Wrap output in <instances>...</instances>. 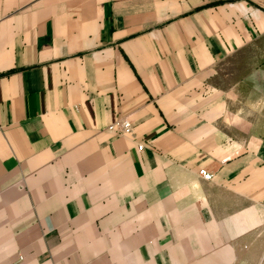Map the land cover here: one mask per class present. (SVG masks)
Returning a JSON list of instances; mask_svg holds the SVG:
<instances>
[{"label": "crops", "instance_id": "crops-1", "mask_svg": "<svg viewBox=\"0 0 264 264\" xmlns=\"http://www.w3.org/2000/svg\"><path fill=\"white\" fill-rule=\"evenodd\" d=\"M258 250L264 0H0V264Z\"/></svg>", "mask_w": 264, "mask_h": 264}, {"label": "built area", "instance_id": "built-area-1", "mask_svg": "<svg viewBox=\"0 0 264 264\" xmlns=\"http://www.w3.org/2000/svg\"><path fill=\"white\" fill-rule=\"evenodd\" d=\"M109 130L111 132H116V133L121 134V135H130L133 132V126H132V123L129 120L122 119V120H119V121L111 124L109 126ZM143 148H144L143 145H139L138 146V149L140 151H142ZM199 174L201 175V177L204 180L209 181V180L212 179V174H210L205 169H201L199 171ZM263 263H264V255L262 256L261 261H260V264H263Z\"/></svg>", "mask_w": 264, "mask_h": 264}, {"label": "rangeland", "instance_id": "rangeland-1", "mask_svg": "<svg viewBox=\"0 0 264 264\" xmlns=\"http://www.w3.org/2000/svg\"><path fill=\"white\" fill-rule=\"evenodd\" d=\"M258 252H259V254L261 255V258H262V256L264 255V250H262V251L261 250H258ZM260 261H261V259H260ZM259 264H260V262H259Z\"/></svg>", "mask_w": 264, "mask_h": 264}]
</instances>
